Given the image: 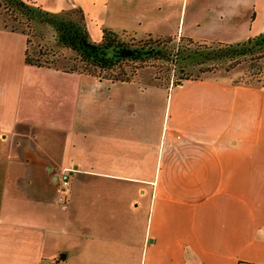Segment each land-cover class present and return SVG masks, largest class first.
<instances>
[{"label": "crops", "instance_id": "1", "mask_svg": "<svg viewBox=\"0 0 264 264\" xmlns=\"http://www.w3.org/2000/svg\"><path fill=\"white\" fill-rule=\"evenodd\" d=\"M24 1L80 9L95 42L264 34V0ZM25 50L0 27V264H264V70L258 86L112 82Z\"/></svg>", "mask_w": 264, "mask_h": 264}, {"label": "rangeland", "instance_id": "2", "mask_svg": "<svg viewBox=\"0 0 264 264\" xmlns=\"http://www.w3.org/2000/svg\"><path fill=\"white\" fill-rule=\"evenodd\" d=\"M24 1V0H23ZM67 11V12H66ZM79 14L76 9L65 10L64 13L58 14L55 17V26L41 24L38 21H29L25 16L17 13H12L5 10L2 1L0 0V27L8 30L11 28L23 29L30 43L28 45V52L32 58H35V53L38 50L45 51L51 49L55 57H48L49 62H55L58 69H67L69 59L74 58V54L67 47L66 34L62 32V27H58L61 21L78 22ZM120 39L128 44L131 48H139L141 45H152L155 50L167 47L173 50L172 54H177L178 58L175 60L174 56L170 59L172 63H165L151 59L146 63H131V66L137 67L133 80L143 83H159L168 84L174 79L172 70H178L179 67H186L191 71V79L196 75H213L217 79L229 81L233 84H241L248 86L260 85V76H251L253 72L258 71V67L262 66L264 60H258L264 51V38L250 41L242 47L231 49L230 52H218L213 48H207V45L200 43L189 44L182 38H157L148 36H134L128 33H117ZM91 39V38H90ZM92 42H95L91 39ZM97 43V42H96ZM209 46V45H208ZM239 55H244L245 59L240 64L232 63L229 59L236 57L235 52ZM107 56H112L113 51L108 50ZM226 56L227 59L215 61L217 56ZM222 57V58H223ZM240 58V56H237ZM243 56H241L242 58ZM229 58V59H228ZM251 69L250 70V67ZM208 70V72L200 74L201 71Z\"/></svg>", "mask_w": 264, "mask_h": 264}, {"label": "trees", "instance_id": "3", "mask_svg": "<svg viewBox=\"0 0 264 264\" xmlns=\"http://www.w3.org/2000/svg\"><path fill=\"white\" fill-rule=\"evenodd\" d=\"M5 10L17 13L19 15L25 16L29 21H38L41 24L52 25L55 26L56 21L55 17L58 14H62L65 11H61L58 13H50L39 6H36L34 3L23 0H1ZM67 12V11H66ZM76 12L79 14V20L76 23L72 21H61L58 23V27H62V32L65 33L67 42V47L74 54L73 59L68 60V64H70L69 68L61 70L64 72H76L80 74L90 75L102 80L109 81H122L128 82L133 80L135 74V70L137 67L131 66V63H146V61L155 59L157 61H163L165 63H172L170 59L171 56L175 57V60L178 58L177 54H172L173 50L164 47L155 50L152 45H141L139 48H131L128 44L124 43L117 33L113 32L109 29L102 30L101 40L99 42H92L87 31V28L84 23V16L80 9H76ZM10 31L18 32L26 37V50L24 53V61L28 65L37 66V67H52L57 68L55 62H49L48 57H55L52 53L51 49H46L42 51L41 49L35 53V58H32L28 52V45L30 43L27 38V34L23 29L11 28ZM264 34L257 36L255 38H251L242 43L235 44H225V43H200L194 42L190 39L182 38L186 40L189 44H203L207 45V48H213L214 50H218V52H230L231 49L236 47H242L244 44L250 43V41L263 39ZM209 45V46H208ZM108 50L113 51L112 56H107L106 52ZM236 57H231L229 60L232 63L240 64L244 61V55H239L238 51L235 52ZM237 56H240L237 57ZM241 56H243L241 58ZM223 56L218 55L214 60L219 61L221 59L226 58L227 55ZM264 60V51H262L261 56L258 57V60ZM250 70L251 69V66ZM264 70V63L262 66L258 67L257 72H253L251 76H260L262 79ZM173 72V83L186 81L191 79V71L186 67H179L178 70H172ZM208 70L201 71L200 74L206 73ZM200 77L196 75L195 78ZM193 79V78H192Z\"/></svg>", "mask_w": 264, "mask_h": 264}, {"label": "built area", "instance_id": "4", "mask_svg": "<svg viewBox=\"0 0 264 264\" xmlns=\"http://www.w3.org/2000/svg\"><path fill=\"white\" fill-rule=\"evenodd\" d=\"M73 171L74 170L72 168H64L55 178L58 188L59 202H65L67 199V193L70 187V175Z\"/></svg>", "mask_w": 264, "mask_h": 264}]
</instances>
